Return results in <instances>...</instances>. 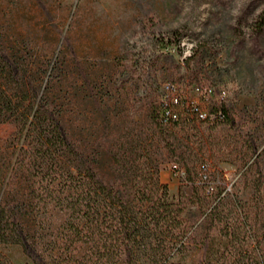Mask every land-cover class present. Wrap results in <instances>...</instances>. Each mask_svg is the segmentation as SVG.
<instances>
[{"label":"trees","instance_id":"1","mask_svg":"<svg viewBox=\"0 0 264 264\" xmlns=\"http://www.w3.org/2000/svg\"><path fill=\"white\" fill-rule=\"evenodd\" d=\"M101 90L68 40L49 51L0 28V123L15 129L0 144V255L4 246H19L33 264H197L186 258L201 248L204 227L220 226L232 243L238 225L221 218L220 208L237 205L236 198L226 192L206 208L193 200L199 186L192 175L205 165L188 162L216 137L213 128L201 130L206 120L196 125L167 101L150 102L129 128L127 116L106 114L110 102ZM212 117L235 124L225 105ZM263 156L264 148H252L239 165L243 179ZM173 159L191 185L177 201L160 179L163 163ZM203 173L198 183L206 185ZM184 198L203 209L195 221L185 217ZM238 221L250 225L247 217ZM255 241L254 257L243 264H264L262 241Z\"/></svg>","mask_w":264,"mask_h":264},{"label":"rangeland","instance_id":"2","mask_svg":"<svg viewBox=\"0 0 264 264\" xmlns=\"http://www.w3.org/2000/svg\"><path fill=\"white\" fill-rule=\"evenodd\" d=\"M0 28L28 35L49 51L68 40L90 81L102 86L110 102L106 114L127 116L129 128L152 101H167L196 125L194 108L211 113L225 105L235 124L214 117L202 123L201 130L210 126L216 137L188 163L205 165L192 175L199 186L193 200H204L206 208L226 192L236 198L237 205L220 208L221 218L238 225L236 238L229 243L220 226H206L198 234L201 248L186 260L243 264L254 257L251 240L264 248V156L245 179L239 167L254 146L264 148V0H0ZM174 98L182 105H170ZM85 111L93 114L95 107L87 104ZM14 130L0 123V144ZM174 166L181 167L165 161L160 179L177 201L191 185ZM202 173L206 185L198 183ZM183 202L185 217L195 221L203 209ZM240 217L249 219L248 228L240 226ZM0 256L1 264H33L19 246H4Z\"/></svg>","mask_w":264,"mask_h":264},{"label":"built area","instance_id":"3","mask_svg":"<svg viewBox=\"0 0 264 264\" xmlns=\"http://www.w3.org/2000/svg\"><path fill=\"white\" fill-rule=\"evenodd\" d=\"M173 102H174V103H178V102H179L178 98H174V99H173ZM193 111H195V114H196V116H197V118H198L199 120H207V118H208V113H207V112L201 111V110H199V108H194ZM174 117H175V116H174ZM174 167H175V166H174ZM175 168H176V167H175ZM179 174H180L181 176H183V175H184L183 170H179Z\"/></svg>","mask_w":264,"mask_h":264}]
</instances>
